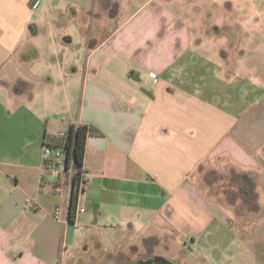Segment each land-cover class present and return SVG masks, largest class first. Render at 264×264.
<instances>
[{
    "label": "crops",
    "instance_id": "crops-1",
    "mask_svg": "<svg viewBox=\"0 0 264 264\" xmlns=\"http://www.w3.org/2000/svg\"><path fill=\"white\" fill-rule=\"evenodd\" d=\"M32 1L0 0V264H80L79 253L122 250L129 232L186 242L227 224L200 179L262 175L264 89L232 70L237 41L211 39L224 24L195 7L178 14L191 0ZM73 124L101 135L87 138L70 222L66 209L54 216L68 199L43 151ZM97 230L112 239L97 246Z\"/></svg>",
    "mask_w": 264,
    "mask_h": 264
},
{
    "label": "rangeland",
    "instance_id": "rangeland-1",
    "mask_svg": "<svg viewBox=\"0 0 264 264\" xmlns=\"http://www.w3.org/2000/svg\"><path fill=\"white\" fill-rule=\"evenodd\" d=\"M139 1L133 3L134 7ZM192 7H195L194 16L203 13L206 20L224 24V29L212 30L211 39L229 36L231 41H237L239 44H231L226 52L232 61V70L240 79L264 89V0H191L175 9L178 14L181 11L189 13ZM131 13L120 12L116 21L106 23V33ZM214 169L204 173L200 186L207 197L228 211L227 224L215 222L208 233L195 241L189 237L186 242L162 232L149 239H145L147 234L129 232L123 238L122 250L114 251L110 247L106 252L79 253L80 264H122L125 259L135 260L141 255L152 254L179 264H264V188L258 197L252 183V178L258 179L264 186V170L259 178L249 177L244 183L243 174L236 168ZM71 228V234H75L78 242L87 240L88 243L90 237L86 228ZM95 234L97 246L112 239L100 230ZM73 249L69 246V252ZM74 252L79 250L74 249Z\"/></svg>",
    "mask_w": 264,
    "mask_h": 264
},
{
    "label": "built area",
    "instance_id": "built-area-1",
    "mask_svg": "<svg viewBox=\"0 0 264 264\" xmlns=\"http://www.w3.org/2000/svg\"><path fill=\"white\" fill-rule=\"evenodd\" d=\"M60 135L65 137L66 132L62 131L60 132ZM43 161L45 166L50 169H54L61 175V178L57 182L56 191L60 194L65 193L67 195L68 200L66 206H57L55 209L54 216L56 219H60L63 214V209H66V212L69 214V207L75 190L73 186L74 182L77 184V192L79 196L87 181L88 171L84 165L81 170L78 171L73 160L67 164L66 148L64 145H45L43 151ZM80 211H84V209L81 208Z\"/></svg>",
    "mask_w": 264,
    "mask_h": 264
},
{
    "label": "trees",
    "instance_id": "trees-1",
    "mask_svg": "<svg viewBox=\"0 0 264 264\" xmlns=\"http://www.w3.org/2000/svg\"><path fill=\"white\" fill-rule=\"evenodd\" d=\"M65 132H66L65 137H62L60 133L54 136L53 139L47 136L46 144L47 145H64V147L66 148L67 164H69L70 161L73 160L75 167L78 169V171H80L82 166L84 165V158H85L88 136L89 135H101V132L96 130L92 126L83 125V124H73ZM73 186L75 190L73 192L71 204L69 207L70 222H74L76 208H77V199H78L77 184L74 182Z\"/></svg>",
    "mask_w": 264,
    "mask_h": 264
},
{
    "label": "flooded vegetation",
    "instance_id": "flooded-vegetation-1",
    "mask_svg": "<svg viewBox=\"0 0 264 264\" xmlns=\"http://www.w3.org/2000/svg\"><path fill=\"white\" fill-rule=\"evenodd\" d=\"M174 262V261H173ZM122 264H175L170 261V259H163L162 256L152 255H141L135 260L125 259Z\"/></svg>",
    "mask_w": 264,
    "mask_h": 264
},
{
    "label": "water",
    "instance_id": "water-1",
    "mask_svg": "<svg viewBox=\"0 0 264 264\" xmlns=\"http://www.w3.org/2000/svg\"><path fill=\"white\" fill-rule=\"evenodd\" d=\"M163 259H167V258H165V257H162ZM170 261H172V260H170ZM172 263H175V264H179L178 262H176V261H172Z\"/></svg>",
    "mask_w": 264,
    "mask_h": 264
}]
</instances>
